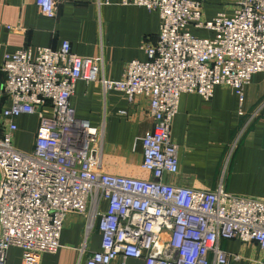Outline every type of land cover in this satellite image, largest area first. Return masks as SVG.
Masks as SVG:
<instances>
[{"label":"built area","instance_id":"obj_1","mask_svg":"<svg viewBox=\"0 0 264 264\" xmlns=\"http://www.w3.org/2000/svg\"><path fill=\"white\" fill-rule=\"evenodd\" d=\"M121 2L156 12L160 24L156 41L143 45L146 60L127 62L118 80L100 77V58L74 53L68 40L57 49L27 47L3 56L0 264L9 246L22 250L23 264L56 252L69 213L85 218L87 234L96 222L100 234L99 250L84 264H230L241 256L223 250L220 241L233 239L264 250V200L231 194L221 183L203 190L165 180L179 171L170 130L180 94L209 99L222 85L242 98L251 77L264 72V0H237L231 14L211 19L203 18L201 0ZM35 3L44 15L56 14L57 0ZM77 80L118 90L129 101L147 98L153 128L139 141L141 168L151 179L104 170L102 128L77 117L70 104ZM36 113L31 148L19 149L15 120Z\"/></svg>","mask_w":264,"mask_h":264},{"label":"crops","instance_id":"obj_2","mask_svg":"<svg viewBox=\"0 0 264 264\" xmlns=\"http://www.w3.org/2000/svg\"><path fill=\"white\" fill-rule=\"evenodd\" d=\"M201 1L204 19L220 12L231 14L237 2ZM159 24L156 12L121 0H57L53 17L44 15L35 0H0V64L6 53L38 46L57 49L68 40L74 53L100 58V77L118 80L127 62L146 60L143 45L156 41ZM192 31L199 36L211 34L203 29ZM2 80L0 72V87ZM70 104L77 117L102 128L105 171L152 178L141 168L139 138L153 128L146 97L137 95L129 101L118 90L105 91L98 82L77 80ZM43 114L49 115L50 109L44 108ZM39 115L16 118L15 145L18 140H29L32 145ZM170 137L177 145L179 171L166 175L167 182L203 190L221 183L231 194L264 200V72L251 77L242 98L222 85L215 86L209 99L194 92L181 93ZM85 226L82 215L67 214L59 248L43 253L39 264H84L100 248L96 222L88 234ZM220 247L241 256L230 264L264 258V250L253 243L221 240ZM6 264H23L19 247H8ZM127 264H144V260L129 259Z\"/></svg>","mask_w":264,"mask_h":264},{"label":"rangeland","instance_id":"obj_3","mask_svg":"<svg viewBox=\"0 0 264 264\" xmlns=\"http://www.w3.org/2000/svg\"><path fill=\"white\" fill-rule=\"evenodd\" d=\"M16 147H18L19 149L28 151V150H30L31 142L29 140L28 141H26V140H23V141L18 140L16 142Z\"/></svg>","mask_w":264,"mask_h":264}]
</instances>
